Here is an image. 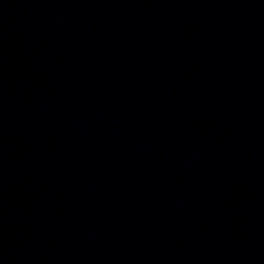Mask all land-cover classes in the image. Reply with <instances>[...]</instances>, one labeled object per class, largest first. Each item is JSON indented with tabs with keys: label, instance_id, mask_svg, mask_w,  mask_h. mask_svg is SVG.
Masks as SVG:
<instances>
[{
	"label": "water",
	"instance_id": "95a60500",
	"mask_svg": "<svg viewBox=\"0 0 264 264\" xmlns=\"http://www.w3.org/2000/svg\"><path fill=\"white\" fill-rule=\"evenodd\" d=\"M0 264H264V0H0Z\"/></svg>",
	"mask_w": 264,
	"mask_h": 264
}]
</instances>
